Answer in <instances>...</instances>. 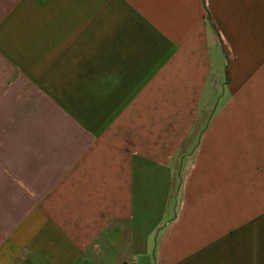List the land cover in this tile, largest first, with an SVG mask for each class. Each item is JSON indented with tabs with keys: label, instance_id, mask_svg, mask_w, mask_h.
I'll return each instance as SVG.
<instances>
[{
	"label": "crops",
	"instance_id": "0c3cea01",
	"mask_svg": "<svg viewBox=\"0 0 264 264\" xmlns=\"http://www.w3.org/2000/svg\"><path fill=\"white\" fill-rule=\"evenodd\" d=\"M0 264H264V0H0Z\"/></svg>",
	"mask_w": 264,
	"mask_h": 264
}]
</instances>
